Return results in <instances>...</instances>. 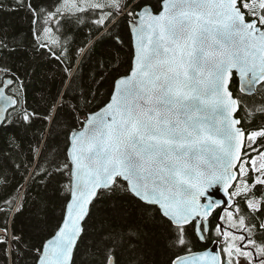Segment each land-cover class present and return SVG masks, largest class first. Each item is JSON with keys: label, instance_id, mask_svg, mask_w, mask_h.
<instances>
[{"label": "snow or ice", "instance_id": "obj_1", "mask_svg": "<svg viewBox=\"0 0 264 264\" xmlns=\"http://www.w3.org/2000/svg\"><path fill=\"white\" fill-rule=\"evenodd\" d=\"M40 59L60 72L32 90L43 114ZM12 125L34 144L0 168L22 181L0 198V264H264V0H0Z\"/></svg>", "mask_w": 264, "mask_h": 264}, {"label": "trees", "instance_id": "obj_2", "mask_svg": "<svg viewBox=\"0 0 264 264\" xmlns=\"http://www.w3.org/2000/svg\"><path fill=\"white\" fill-rule=\"evenodd\" d=\"M23 15V13L6 14V18L10 19L13 22L14 29L22 30L19 37L20 40H24V33L28 32L30 25V21L21 19ZM30 40L31 37L29 36L28 40H25L24 42L29 43ZM77 40L79 42V37H77ZM16 62L18 67H20L21 72H23L25 68L31 70V67L34 64L30 53L27 57L21 55L20 57L16 58ZM37 72L38 75L36 77H33L32 82L29 84L28 99L29 105L33 108H37L43 114L44 106L43 102L40 99V92H34L32 90L34 88L37 90L43 89V95L45 97L51 96L57 91V88L59 87L60 72L55 61H44L43 59H40L39 66L37 67ZM233 91H236L235 87L233 88ZM256 99L259 100L261 99V97L257 95ZM41 127L42 125L40 123H37L35 125V129L37 130ZM35 134L38 136V132H36ZM33 135V131L24 133L23 130L16 125H12L6 129H0V168H3L5 166V156H7V164L9 167H11L16 162H24L25 156H28L30 158V148L34 144ZM14 137L16 138L15 143L13 142ZM20 146L23 147V154L19 152ZM8 175V185L6 187H0V198L8 195L12 191V189L17 186L18 182L22 183L19 174L13 176L12 172H9ZM29 199H31V197ZM27 215L28 213H25L23 216H20L18 218V230L26 227ZM210 245L211 243H209L208 246Z\"/></svg>", "mask_w": 264, "mask_h": 264}, {"label": "water", "instance_id": "obj_3", "mask_svg": "<svg viewBox=\"0 0 264 264\" xmlns=\"http://www.w3.org/2000/svg\"><path fill=\"white\" fill-rule=\"evenodd\" d=\"M214 198H216V199H226V197H224V195H223L222 189H219V190L215 191ZM211 247H212V245L209 246V248H211Z\"/></svg>", "mask_w": 264, "mask_h": 264}]
</instances>
